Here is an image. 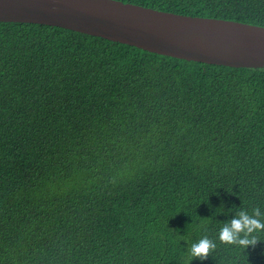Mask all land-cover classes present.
Wrapping results in <instances>:
<instances>
[{
    "label": "trees",
    "instance_id": "16d2710c",
    "mask_svg": "<svg viewBox=\"0 0 264 264\" xmlns=\"http://www.w3.org/2000/svg\"><path fill=\"white\" fill-rule=\"evenodd\" d=\"M121 1L264 26V0ZM241 213L264 224V67L0 22V264H264V228L221 238Z\"/></svg>",
    "mask_w": 264,
    "mask_h": 264
},
{
    "label": "water",
    "instance_id": "95a60500",
    "mask_svg": "<svg viewBox=\"0 0 264 264\" xmlns=\"http://www.w3.org/2000/svg\"><path fill=\"white\" fill-rule=\"evenodd\" d=\"M0 22L58 26L187 61L264 67V26L121 0H0Z\"/></svg>",
    "mask_w": 264,
    "mask_h": 264
},
{
    "label": "clouds",
    "instance_id": "9594fccd",
    "mask_svg": "<svg viewBox=\"0 0 264 264\" xmlns=\"http://www.w3.org/2000/svg\"><path fill=\"white\" fill-rule=\"evenodd\" d=\"M259 228H264V224L241 213L238 218H234L229 225H225L221 229V238L227 242H237V237L240 232L245 231L251 233L254 229ZM255 242V238H239L238 240L241 247H247ZM211 247L213 245L208 239H200L192 245L191 254L192 256H206Z\"/></svg>",
    "mask_w": 264,
    "mask_h": 264
}]
</instances>
